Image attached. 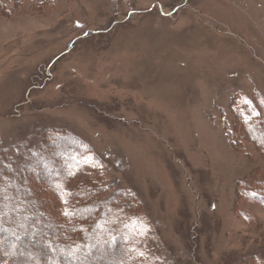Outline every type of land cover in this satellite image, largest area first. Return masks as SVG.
<instances>
[{"label":"rangeland","instance_id":"obj_1","mask_svg":"<svg viewBox=\"0 0 264 264\" xmlns=\"http://www.w3.org/2000/svg\"><path fill=\"white\" fill-rule=\"evenodd\" d=\"M0 155L119 264H264V0H0Z\"/></svg>","mask_w":264,"mask_h":264},{"label":"trees","instance_id":"obj_2","mask_svg":"<svg viewBox=\"0 0 264 264\" xmlns=\"http://www.w3.org/2000/svg\"><path fill=\"white\" fill-rule=\"evenodd\" d=\"M18 155L22 166L31 164L28 160L34 164L38 159L33 155L27 157L26 152H19ZM0 159H2L1 155ZM40 159L42 158H39L38 161ZM41 163L46 167L41 170L34 169L30 173V175L33 174L32 179L48 184L45 187L42 185L41 189L45 193H52L50 187L59 192L58 188L61 189L62 185L54 181L53 177H64L66 170L63 166L57 167L58 163L57 165L55 163V168L52 166L53 162L48 164L47 161L41 160ZM20 169L18 171L19 178L24 179L25 183L31 182V179L27 177L29 175H22ZM10 181L11 186H14V182ZM85 189H88L86 185H79L69 192L70 203L67 210L59 213L60 222L56 221L54 216L43 208L46 205L45 197L22 200L17 203L19 207L16 208L10 198L7 200L8 198L6 199L0 194V264H92L96 259L104 264H119L123 259L122 253L126 246H123V242H120L117 237L110 247L106 245L108 240H105L103 245L97 243L96 236L100 234L97 231L106 232L103 229L100 231L96 226L98 219L94 224L86 226L88 230L85 233L74 235L79 228L77 225L79 223H76L75 219L79 220L83 217L76 213L83 210V204L79 201ZM22 190L27 192L28 187L25 186ZM3 194L5 193L3 192ZM25 205L32 214H26L27 210L22 211ZM19 211H22L23 214H19ZM84 218L86 217L84 216ZM81 228L83 229V227ZM54 246L57 247V250H53Z\"/></svg>","mask_w":264,"mask_h":264}]
</instances>
